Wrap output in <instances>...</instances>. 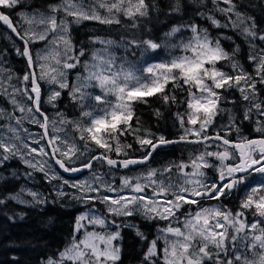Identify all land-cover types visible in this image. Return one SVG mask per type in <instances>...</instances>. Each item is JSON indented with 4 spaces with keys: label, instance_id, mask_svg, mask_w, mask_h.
<instances>
[{
    "label": "snow or ice",
    "instance_id": "1",
    "mask_svg": "<svg viewBox=\"0 0 264 264\" xmlns=\"http://www.w3.org/2000/svg\"><path fill=\"white\" fill-rule=\"evenodd\" d=\"M198 2L203 4L204 0ZM221 3L227 7H220ZM20 4L21 0H0V9L14 10ZM212 4L215 11L227 17V23L221 24L214 15L207 14L206 19L214 27L231 26L246 38H252L249 43L253 52L248 59L254 65L255 75L245 71L234 59L239 46L232 53L227 52L219 39H213L207 29L196 24L173 25L159 42L150 35H144L142 22L150 19L153 10L159 11L155 0L152 3L148 0H60L59 3L49 5L47 12L17 13L28 25L22 32L11 19V11H0V22L23 41V51L17 49V54L27 59L30 70L22 77V89L9 84L12 88L9 93L4 88L3 81H0V93L9 97L14 110L28 113L26 117L7 114L9 121L15 119V125L9 123L6 126L10 136L0 135V162L18 156L28 167L43 172L46 178L52 180L62 177L54 172L49 175V161H54L64 172L73 173L91 169L96 160L106 162L110 168L128 169L131 165L148 162L161 146L185 143L202 145L204 149L188 162L181 161L178 165H168L161 170L149 169L140 176H122L119 188L106 183L98 175L93 176L91 182L85 180L70 183L65 180L64 184L81 193L73 196V199L86 204L98 201L105 205L107 216L97 214L94 208L78 216L71 242L55 257H48L45 264H119L122 229L133 230L142 241L147 239L136 224L127 219H119L137 215L149 222H167L164 227L158 228L159 235L149 243L141 264H264V137H244L232 141L227 138V132L223 136L220 134L223 128L214 134L211 132L216 117L225 111L220 106L225 99L223 91L235 89L249 103L250 106L244 111L245 120L251 119L253 110L264 117V100H258L256 87L257 83L264 84V47L256 51L253 43L257 38L264 43V31L258 29L253 17L238 11L233 0H212ZM181 10V0H174L169 6V15L179 14ZM199 15L205 16V13L201 12ZM69 17L72 19L69 20ZM121 17L131 21L128 26L131 29L141 28V33L121 37L119 42L92 38L93 44L98 43L102 47L93 50L91 60L82 65L85 75H78L77 81L70 86L66 70L76 68L81 63L80 57L85 55L83 48L78 55L73 54L71 25H79L82 21L119 25ZM248 21L251 23H247ZM183 29L190 30L191 36L173 43L170 38ZM37 42H45V48L34 58L30 45ZM113 46L123 47L133 56L138 50L141 57L161 48L178 49L180 54L170 52L166 60L144 63L142 67H137L126 59L117 64V57L111 51ZM222 61L230 63L232 73L218 66ZM32 69H39V72ZM41 81L57 86L47 100L53 107L61 95L60 90L70 89L69 96L81 106L80 118L68 120L58 113L61 117L59 124L71 125L73 131L79 134V143H83L86 151H91L92 146L102 150L79 167L70 166L71 162L85 155L79 143L67 133L64 136L56 135L55 133L63 132L64 129L57 128V122L50 121L41 110ZM169 85L173 89L171 93L166 90ZM93 87L98 88L101 94L93 95L87 91ZM175 90L184 93L185 98L178 100ZM17 94L27 96L32 106L20 104L16 99ZM152 96H159L168 105H186L184 111L175 113L181 130L178 139L153 136L135 116V105L146 104V98ZM110 97H114V100ZM87 100L95 103L85 104ZM37 113L43 117L42 123L36 118ZM155 114L159 116V110ZM4 115V111L0 110V119ZM25 118L44 129L41 139L47 140L46 146L32 147L21 138L19 128ZM229 121V128H235L238 132L239 128L235 126L231 115ZM257 123L261 126L256 130L264 132V122L257 120ZM49 124L53 128L51 135L48 131ZM24 131L27 132V129ZM128 135L135 138L145 153L139 159L128 157V149L132 145L121 139ZM31 143L40 145V140L33 139ZM213 146L223 150H208ZM112 152L123 158L113 159L109 155ZM33 154L41 159L37 160L35 156L33 159L26 158ZM44 157L49 159H43ZM209 158H215L219 163H210ZM173 168L179 173L175 181L171 179ZM187 168H191V171H185ZM207 168H215L218 179L207 182L204 171ZM257 177L260 179L257 180ZM149 190L151 195H147ZM237 191L245 192L240 210L233 212L219 205L200 206L205 200L220 201ZM24 193L35 204L46 202L39 193L24 188L7 198L20 204H28L29 201L23 198ZM65 195L63 191L57 192L59 197ZM3 203L4 200H0V204ZM185 205H196L197 210L185 214L182 227L173 226L174 221L179 222L178 213ZM246 211H252L253 216L258 218L249 223L245 217ZM110 226L115 231H110ZM81 232L83 235L77 239V234ZM158 241H163L162 248ZM248 253L254 258H250Z\"/></svg>",
    "mask_w": 264,
    "mask_h": 264
},
{
    "label": "trees",
    "instance_id": "2",
    "mask_svg": "<svg viewBox=\"0 0 264 264\" xmlns=\"http://www.w3.org/2000/svg\"><path fill=\"white\" fill-rule=\"evenodd\" d=\"M59 1L21 0V4L15 10L11 11V16L13 11L44 10L48 5L55 4ZM148 2L152 3V0H148ZM173 2L174 0H155L159 11L153 10L150 13V19L142 22L141 28L145 29L143 32L144 35H150L159 42L166 30L170 29L173 25L196 23L197 25L209 27L211 36L214 39H219L221 45L226 46L227 42H234L239 48L241 46L245 47L239 56L236 55L239 57L238 60L241 65L244 68L247 67L246 69L248 70L251 64L248 57L253 52V47L248 44L247 38L231 26L216 28L206 17L198 16L201 12L206 14L213 13L215 6L212 4V0H204L203 4H200L198 0H181V12L179 14L169 15V6ZM233 2L237 5L238 11L244 13L246 16L253 17L258 25V29L264 31V0H233ZM0 11L7 12L10 10L0 9ZM214 15L217 16L221 24L227 23V17L220 12L214 11ZM199 17L203 18V20L200 21ZM247 23L250 24L251 22L248 21ZM130 24L131 21L121 17V24L119 25H102L95 21L71 25L70 34L75 53H79L81 48L87 51L88 48L92 47L91 37H109L119 42L121 37H130L133 33H141V28L131 29L128 27ZM147 29L151 31L148 32ZM3 33L4 31L0 26V57L4 61L6 60L5 63L9 62L11 69L15 70L16 73H20L19 77H21L22 71L27 70L25 58L23 56L21 58L18 57L19 55L17 54V48H14V43H9L5 38H2ZM189 34L190 32L182 30L181 33H177L175 36L185 38ZM253 43H257L258 45L259 39H255ZM18 45L22 52L20 43ZM160 50L156 52L161 54L162 52ZM118 51L121 52L122 49ZM126 53L127 61H132L139 56L138 50L135 56L131 52ZM156 54L158 55V53ZM259 87V93L264 99V95L261 94L262 86ZM166 90L170 93L173 91L171 85ZM175 93L178 100L185 98V94L179 90H175ZM223 96L225 99L221 102L220 106L225 111L216 117L215 122H219L221 128L224 129L226 123L229 122L227 112L230 111L235 121H241L239 124L245 125L242 126V131L246 135L250 137L260 136L257 131L256 133L252 132L255 130L252 129L248 120L243 119L241 115L242 104L245 101L242 99L240 93L232 89L225 91ZM146 99L148 101L146 104L135 105V116L139 118L142 127L150 130L155 137L160 135L165 136L167 139L179 137L178 132L180 129L175 118V113L177 111H184L186 105H168L159 96H152ZM57 102L59 103L58 106L65 110H70L72 106H75L74 114H77L78 110L76 108L78 105L76 102L71 101L68 95L63 94L62 97L58 98ZM157 110L160 112L159 116L155 114ZM262 122L264 121L262 120ZM133 124H135V121H133ZM121 139L124 143L132 145V148L128 149L129 158L145 155L143 151L138 149L137 145H140L133 136L128 135ZM195 150H197L196 154H198L202 150V145L173 144L165 148L157 149L150 161L144 165L157 164L159 166L167 161H189L193 158L192 155ZM97 151L101 152V150ZM92 154L94 155V153ZM109 155L113 159L123 158L117 157L114 152L109 153ZM98 162L104 164V161L96 160L93 162V167L97 165L101 169V165L97 164ZM114 169L125 171L120 168ZM127 171L130 172V169ZM29 173L31 175H28ZM24 174L27 175L28 179H26V176H23ZM37 180L39 181L36 182ZM24 181L33 183L43 191V194L46 196V202L44 204L26 205L7 198L8 194L18 190ZM239 192H233L229 197L222 199V201L227 205H232L239 198H235ZM0 200H4V203L0 204V264H45L48 257H55L60 250L71 242L76 224V215L83 209L82 204L77 203L71 198L67 200L56 198L50 190L49 182L44 179L42 173L21 163L17 157L3 160L0 164ZM193 207L197 208L196 205H185L182 213L178 215V220L184 218L186 213L191 212ZM237 210L239 209L237 208ZM130 222L136 224L147 239L142 241L135 235L133 230L127 228L122 229L123 240L119 242L122 247V254L119 264H141L143 254L147 250L149 243L153 239H156V234L159 235L158 228L160 227L157 225L158 220L149 222L137 216L136 219ZM97 230L99 231V229ZM109 230L115 231V228L110 226ZM79 235L78 233L77 237ZM158 245L161 247L160 241H158Z\"/></svg>",
    "mask_w": 264,
    "mask_h": 264
},
{
    "label": "rangeland",
    "instance_id": "3",
    "mask_svg": "<svg viewBox=\"0 0 264 264\" xmlns=\"http://www.w3.org/2000/svg\"><path fill=\"white\" fill-rule=\"evenodd\" d=\"M59 2H57V3H59ZM48 7H49V5L44 10H33V11H28V10L24 11V10H22L21 12H24V13H27V14H31L33 12H47L48 11ZM220 7L223 8V7H227V6L224 5L223 3H221ZM214 11H213V13L211 15H214ZM207 14H210V13H207ZM207 14L205 13L204 17H206ZM198 16H199V14H198ZM215 17H216V19H218L217 16H215ZM68 19L71 20L72 18L69 17ZM202 20H203V18H200V21H202ZM13 22H14L15 26L17 27V29L20 30L21 32L23 31V29L28 27V25L25 24L23 22V20L18 15H16L15 19H13ZM83 22H90V21H82L81 23H83ZM192 24H196V23H192ZM198 26L200 28L207 29L208 32H209V35L211 36V33L209 31V27H205L203 25H198ZM221 28H223V27H221ZM4 29L5 28H3L4 35L2 37L5 38L8 42L9 41L10 42L13 41L12 43H14V48H17V49L19 48L20 49V46L18 45V43H20L21 49L23 51V46H24L23 41L20 40L17 36L12 35L10 31H8L6 29L4 30ZM169 30L170 29H167L166 32L169 31ZM183 30H186V31L190 32V30H188V29H183ZM5 34H6V36H5ZM190 36H191V32L185 38H182L180 36H174V37H172L170 39H171V41L173 43H178L181 40H186ZM211 37L213 38V36H211ZM92 38H95V37H91V40H92ZM100 38H102V39H111L109 37H100ZM162 39H163V37L161 38V40ZM251 39L252 38H250V37L247 38L248 44H250L249 41ZM254 44H255V46L257 45V43H254ZM221 46L229 53H232L233 50L237 48V45L234 42H227L226 46H223V45H221ZM101 47H102V45H100L98 43L97 44H93L92 43V47L88 48L87 51L84 50L85 51V55L80 57L81 63L79 65H77L76 68L66 70L67 71V79H68V83H69L70 86H71V84H73V83H75L77 81V76L78 75H85L84 68L82 66L83 63L90 61L93 50L99 49ZM260 47H264V43H262L261 41H259V44L256 46L255 50L258 51ZM44 48H45V42H37V43H34V44L30 45V51H31V53H32L34 58H35L36 54L38 52H41ZM244 48H245L244 46H241L239 48V51H237L235 53L234 59L236 61L239 62V60H238L239 57H237V55L239 56L242 53ZM119 49H122V51L121 52L118 51ZM111 51L117 57V64L121 63L122 59H126L127 60V53H126L124 48L113 46ZM160 52H162V53L160 54L159 52H152V53L149 52V53H146L143 57H141L140 54H139L138 58H136V59H134L132 61H128V62L136 64L137 67H142L144 63H154V62H159L161 60L168 59L169 55H170V52L172 54H175V55H179L180 54L178 49L172 50V49H169V48H161ZM156 53H158V55ZM73 54H76L75 51H74ZM76 55H78V53ZM156 56H158V57H156ZM18 57L21 58L22 56L19 55ZM25 61H26V64H27V59L26 58H25ZM69 62H72V61H69ZM218 66L221 67L224 71H227V72H228V69H230L229 73H232V69H231L230 63L222 61V62H220V65H218ZM246 68L247 67L244 68L245 71L255 75V73H254V65L252 63L250 64V67L248 68V70ZM23 71H22V76L19 77L20 73H16L15 70L11 69L10 63L9 62L5 63L3 58L0 57V81H3L4 88H6L9 93H11V91H12V88L9 87V84L15 85V87L19 88V89H22L24 87V85L22 84V77H23V75L26 72L30 71L29 68H28V64H27V70H25L24 72ZM32 71H36L38 73L39 69H32ZM9 76H11V80H9ZM41 85H42V104H43V106H41V110L45 113V115L49 118L50 121H56L57 122L56 123V127L57 128H63L64 129L63 132H57L55 134L56 135H60V136H64L65 133H67L69 137H75V139L79 143V134L72 130L73 128H72L71 125H61V124H59V120H60L61 117H60V115H58V113L62 114L63 117L67 118L68 120L79 119L80 118V113H81L80 104L77 103L78 106H77L76 110H78V111H77L76 115L74 114L75 106L74 107L72 106L70 110H65L64 108H60L58 106L59 103L57 102L58 99L55 101V107H53L51 104H49L47 102V100H48V96L50 95L51 91L54 88H56L57 86L44 83L43 81H41ZM259 86H262L261 94L264 95V84L257 83L256 87H257V90H258V92H257L258 100H264L262 98V96L260 95V93H259V91H260V87ZM28 87L29 88L31 87L30 83L28 84ZM57 90H60V89H57ZM69 90L70 89H62V90H60L61 91L60 97H62L63 94H66V96L68 95V98L71 101H73L72 98L69 96ZM87 91L91 92L93 95H100L101 94L100 90L98 88H95V87L89 88ZM224 92L225 91L222 92V95L224 94ZM16 99L20 102V104L24 105L25 107H31L32 106V102L30 100H28L27 96H24L22 94H17L16 95ZM110 99L114 100V97H110ZM94 103H95V101H93V100L85 101V104H89V105L90 104H94ZM249 106H250L249 103L246 102V101H245V103L242 104V109H241L242 117L244 116L245 109L247 107H249ZM0 110H3L4 113H5L4 118L0 119V135H5V136H10L11 135V133L7 132V127L6 126L9 123L15 125V119L9 121L7 114L11 113V114H13L14 117H21V116H25L26 117L28 115V113H26V112L25 113H21L18 110H14V106L9 102V97L7 95L2 94V93H0ZM85 110H87V109H85ZM73 114H74V116H73ZM35 115H36V118L39 119L41 121V123H42L43 122V117L39 116L38 113L35 114ZM230 115H231V117H233L232 116V112H230V111L227 112L228 121H229V116ZM257 120H260L262 122V120L264 121V117L259 116L256 113V111L253 110L251 119L248 120V122L251 124L252 129L255 130V131H252L254 133H256V131H257L256 129L261 126V125H258ZM234 121H235V119H234ZM239 123H241V121L240 122L235 121V126L239 128L238 132L235 130V128H229V125H230V121H229L228 123H226V127L224 128L223 131L220 132V134L223 136V135H225V132H227L228 133V137L227 138H229V139L230 138H237V140H239V139L244 138V137L249 139V136L246 135V133L242 131L243 130L242 126H245V125H241ZM25 129H27V132L24 131ZM219 129H221L220 123L219 122H215V126L211 129L212 134H214ZM48 131H49L50 135L53 134V128H52L51 124H49ZM257 132L259 133V135L264 136V132H259V131H257ZM180 134H181V130L178 132V135H180ZM19 135L21 136V138L25 142L31 144L32 147H39V146H46L47 145V140L46 139H43V140L41 139V137L44 135V129H42L39 126V124L29 122V120L27 118H25L23 120L22 125L19 128ZM33 139L40 140V145L32 144L31 141ZM79 146H80L81 151H83L85 153V155L81 159H78V160H75V161L71 162L70 166L79 167L81 165V163H84V161H87L89 159V157H91L93 155L92 153H94V155H98L100 153V152L97 151L99 149H96L95 146H92L91 151H86L84 149L83 143H79ZM137 147H138V149L140 151H142L140 146L137 145ZM202 150H204L203 146H202ZM208 150H210V151H218V150H223V149L222 148L221 149H217L215 146H213V147L209 148ZM49 151H50V149H49ZM196 152H197V150L194 151V153L192 155L193 157L196 154ZM34 156H35V154H33V156H28L26 158L27 159H33ZM17 158L19 159V161L21 163L25 164L18 156H17ZM35 159L38 160V159H41V158L38 157V156H35ZM43 159L47 160L49 158L48 157H44ZM2 162H0V164ZM49 162L51 164V169L49 171V175H51L54 172L56 175L62 177V179L49 180L48 178L45 177V174L43 172H41L42 176L44 177L45 180H47L49 182L50 190H51V192L53 193V195L56 198H60L61 200H67L69 198L73 199L72 198L73 196H79V195H81V193L78 191V189L72 188V187L64 184L65 180L69 181L70 183H79V182L85 181V180H88L89 182H91L93 176L98 175L106 183H110V184H112L113 187L119 188L120 187V178L122 176H129V177L140 176L142 174H146L149 169H153L154 168V169H157V170H161L165 166H168V165H178L181 161H167V162H165V163H163V164H161L159 166L157 164L149 165V166L148 165H140L135 170L134 169H130V172H128L127 170L119 171L117 169L110 168L106 164V162H104V164L98 162L97 164L101 165V169L96 165V166H94L91 169H83L82 171L74 172V173L73 172H64L62 169L59 168L58 165L55 164L54 161H49ZM184 162H188V161H184ZM209 162L213 163V164H218L219 163L218 161L215 160V158H209ZM226 163H228V162L226 161ZM185 171L190 172L191 168H187V169H185ZM204 171L206 173L205 179H206L207 182H211V181L216 180L218 178V175H216L217 172H216L215 168H207V169H204ZM165 175H167V174H165ZM23 176H27V175L24 174ZM177 176H179V173L176 171L175 168H173V171H172V174H171V179L173 181H175ZM27 179H28V177H27ZM259 179L260 178L257 177V180H259ZM29 180H31V179L29 178ZM38 181L39 180H37L36 182H38ZM94 186H99V185H94ZM21 188L35 191V192L40 194L41 199H43V200L46 199L45 198L46 196H45V194H43V191H41L33 183H30V182H27V181H24L20 185L18 190L14 191L13 193L8 194V196L19 192L21 190ZM58 191H63L66 195L63 196V197H59V196H57V192ZM125 192H127V190H125ZM106 194L110 195V196L116 195L115 193H106ZM88 195H97V194L96 193H88ZM147 195H151V191L150 190L147 192ZM244 196H245V192L244 191H240L238 193V195H236V197H235V198H238V197L239 198L236 201H234L232 205H227L222 200L221 201L205 200V201L202 202V204L200 206H202V207H209V206L215 207V206L219 205V206H223L227 210H231V211L235 212V211H237V208L240 210V202L244 198ZM23 198L25 200L29 201L28 204H35V203L32 202V198L30 196H28L27 193L23 194ZM73 200L76 201L77 203L83 205V209H81L76 215V220H77V217L80 216L82 213L88 212L89 209H93V208L96 210L97 214H100V215H103V216H107L105 205L100 204L98 201L95 204H93L92 202H88L86 204L83 201H78V200H75V199H73ZM28 204H26V205H28ZM41 204H44V203H41ZM37 205H40V204H37ZM196 210H197V208L193 207V210L191 212L194 213ZM181 213H182V210H181L180 213H178V215H180ZM137 216L139 218H143L142 216H139V215H137ZM137 216L130 217V218H119V219L120 220L127 219V220L131 221V220L136 219ZM245 217H246V219H247V221L249 223H251L253 219L258 218V217H254L253 216V212L252 211H246L245 212ZM108 218L111 219V217H108ZM183 219L184 218L180 219L179 222H175L174 221L173 222V226L182 227ZM85 223H86V221H85ZM166 223L167 222H165V221L158 220L157 225L161 228V227H164L166 225ZM75 227H76V224H75ZM88 230H91V228H89ZM79 234L80 235L77 237V239H79L80 236L83 235V232H81ZM156 236H158V235L156 234ZM160 243H161V248H162L163 247V241H160ZM247 255H249L250 258H254V257H252L251 253H248Z\"/></svg>",
    "mask_w": 264,
    "mask_h": 264
},
{
    "label": "water",
    "instance_id": "4",
    "mask_svg": "<svg viewBox=\"0 0 264 264\" xmlns=\"http://www.w3.org/2000/svg\"><path fill=\"white\" fill-rule=\"evenodd\" d=\"M0 26L11 32V30L8 29L6 25H3L2 22H0ZM11 34L14 35V36H16V35H15L14 33H12V32H11ZM261 137H262V136H255V137H250L249 139H259V138H261ZM175 139H178V137H176V138H171V139H169V140H175ZM140 165H144V164L131 165L130 167H138V166H140Z\"/></svg>",
    "mask_w": 264,
    "mask_h": 264
},
{
    "label": "bare ground",
    "instance_id": "5",
    "mask_svg": "<svg viewBox=\"0 0 264 264\" xmlns=\"http://www.w3.org/2000/svg\"><path fill=\"white\" fill-rule=\"evenodd\" d=\"M15 10V9H14ZM16 12V11H15ZM19 19V18H18ZM2 29H3V27H2ZM4 34V33H3ZM5 36H6V34H5ZM3 38V37H2ZM13 42V41H12ZM11 46V45H10ZM10 46H9V48H10ZM1 53V52H0ZM11 57V56H10ZM6 61V60H5ZM24 69V68H23ZM24 72V71H23ZM235 105V104H234ZM235 107V106H234ZM30 126V125H29ZM73 130V129H72ZM170 146V145H169ZM165 147H168V146H161V147H159L158 149H160V148H165ZM130 158H136V159H139L140 157H130ZM150 161V160H149ZM148 161V162H149ZM87 162V161H86ZM148 162H146V163H144V164H147ZM136 167H129L128 169H124V168H120V169H122V170H129V169H135ZM27 177V176H26ZM27 179V178H26ZM28 182V181H27Z\"/></svg>",
    "mask_w": 264,
    "mask_h": 264
},
{
    "label": "flooded vegetation",
    "instance_id": "6",
    "mask_svg": "<svg viewBox=\"0 0 264 264\" xmlns=\"http://www.w3.org/2000/svg\"><path fill=\"white\" fill-rule=\"evenodd\" d=\"M10 11H12V10H10ZM21 11H22V10H21ZM21 11H18V12L13 11V14H12V16H11V19H12V20L15 19L17 13H19V12H21ZM24 11H25V10H24ZM9 43H12V42L9 41ZM248 136H249V135H248ZM230 140H232V141H237V138H230ZM216 175H218V174H216ZM217 179H218V178H217Z\"/></svg>",
    "mask_w": 264,
    "mask_h": 264
}]
</instances>
